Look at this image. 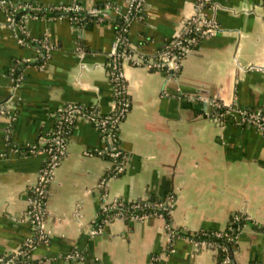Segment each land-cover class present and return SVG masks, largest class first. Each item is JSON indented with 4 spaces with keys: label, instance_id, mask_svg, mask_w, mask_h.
I'll return each mask as SVG.
<instances>
[{
    "label": "crops",
    "instance_id": "0c3cea01",
    "mask_svg": "<svg viewBox=\"0 0 264 264\" xmlns=\"http://www.w3.org/2000/svg\"><path fill=\"white\" fill-rule=\"evenodd\" d=\"M8 1L18 11L33 3L79 4L86 14L115 16L131 0ZM140 12L126 30L129 46L156 58L196 9L194 0H143ZM204 13L214 33L200 38L177 69L124 64L130 109L119 129L123 173L110 175L99 131L76 120L48 185L44 218L51 235L33 250L36 264H150L154 257L160 264H217L188 237L171 238L160 217L115 219L92 232L104 204L150 195L174 196L171 222L185 232L222 230L234 214L244 216L231 259L264 264V132L238 117L264 114V0H212ZM20 22L38 47L19 42L18 24L14 30L0 8V254L30 236L29 201L46 159L21 148L41 149L67 104L103 113L113 105L106 68L115 38L111 21L99 18L86 27L61 15ZM14 61L26 64L19 87L8 74ZM216 104L229 111L220 122L212 119ZM73 253L80 258L70 259Z\"/></svg>",
    "mask_w": 264,
    "mask_h": 264
},
{
    "label": "built area",
    "instance_id": "2783aa9c",
    "mask_svg": "<svg viewBox=\"0 0 264 264\" xmlns=\"http://www.w3.org/2000/svg\"><path fill=\"white\" fill-rule=\"evenodd\" d=\"M194 2L196 9L195 16L192 18V20H190L183 26L180 33L174 39L169 41V43L165 46V49L156 58H148L144 60L142 57L137 56L134 52L131 53L120 50L119 45L122 42L121 37L119 35H115L111 48L107 53V59L109 61L108 66L110 68L108 76L111 85L112 97H114L111 110L105 113H102L100 111L97 116H90L87 114L86 117H83L81 115L82 109L80 106H78L76 103L67 104L58 109L55 118V128L51 133H47V135H49V138H44L45 145L42 147V149L37 150L35 146L29 148L30 153H35L38 151L44 152L46 154L45 163L40 170L38 181L32 188L31 198L27 211L31 232L29 238L24 241L16 250L11 252L12 256H10L8 259L0 258V264H15L16 260H18L19 257H23V259L25 258V260L19 262L18 264H30L29 258L32 256L33 250L40 245L47 244V242L49 241L51 232L47 228L44 218L45 205L48 185L52 179L54 169L58 166L66 152L67 139L64 136V127L71 126L72 124L74 125V122L77 119L84 118L89 123H91L98 131L105 132V135L102 136V139L106 144L104 154L113 159V161L110 160L112 162V168L110 171L112 173V177L124 171V155L120 149H116L114 147V137L110 133L111 129L116 128L124 120L130 108L129 101L127 100L125 95V92L127 93V91L126 80L123 73V66L127 62H132L136 66H143L147 69L155 68L157 70H162L164 68L166 69V72L169 71V69H177L179 59L190 50V46L198 43L200 38L213 34L216 28L215 24L212 23L204 13L207 8L212 7V0H194ZM3 4H7V2L5 0H0V5ZM142 4L143 0H131L126 10L124 11L122 18L125 21H128V17L131 11H141ZM58 9L63 12H77L84 10L83 7L79 4L61 5L60 7H58ZM115 12L118 15L121 14V11L118 8ZM6 16L8 23L15 30V23L13 18L11 17V14H6ZM26 19H28V17H26ZM21 30L23 32V28ZM19 42H22L21 38H19ZM174 46H176L178 49H181V51H179V55H174L172 53L171 47ZM222 109L223 108L220 104H216V111H214V113L212 114V119L214 121L220 122L224 120L229 114L228 110L223 109L222 111ZM100 113L105 114V116H99ZM238 117L239 123L241 125L253 127L264 132V114H262L261 112H241L239 113ZM98 152H100L99 154H102L103 151L99 150ZM115 159H119V161L116 162ZM127 203L130 204L131 202ZM122 205L123 202L121 201V199H115L110 203H106L102 206V214L107 216L106 211L112 210L113 208H121ZM153 205L155 206V204ZM159 206L172 207V201L167 198L164 202L160 203ZM136 207L138 206H133L134 209ZM99 216H101V214H98V217ZM147 217L161 218V216L157 215H136L134 217L132 216L131 220L141 221ZM113 218L122 219L123 215L121 213H118L113 216ZM113 218L103 219L104 223L96 228L93 226L92 232L94 234L101 233L104 224L109 223V221H111ZM238 218V216H233L232 222L237 221ZM166 231L169 232V235L172 234L168 225H166ZM195 245L201 248H209L214 255L217 254L218 249L221 251H225L224 246L205 243H195ZM68 257L70 259L80 258L77 253H73ZM228 262L229 259L228 256H226L223 259L222 264H227ZM150 264H160L159 258L154 257L151 260Z\"/></svg>",
    "mask_w": 264,
    "mask_h": 264
},
{
    "label": "trees",
    "instance_id": "16d2710c",
    "mask_svg": "<svg viewBox=\"0 0 264 264\" xmlns=\"http://www.w3.org/2000/svg\"><path fill=\"white\" fill-rule=\"evenodd\" d=\"M7 2V4H3L0 5V8L5 12V14H11V17L14 20L15 24H18V31L20 32V38L22 39L23 43H28L31 45H35L38 47L39 43L38 42H34L32 40H30L23 32H22V27L20 24H22V22L19 23V20L22 19L23 17H28V18H54V17H58L61 15H65L66 17H68L73 23H78L80 25H84V26H90L92 25L97 19H101L106 21H111L114 27V33L115 35H119L121 37V44L119 45V49L120 50H124L125 52H133V50L130 48L129 43H128V39H127V33L125 30L128 29L131 21L133 18H138L141 16V12L140 11H131L129 17H128V21H125L122 16L124 12H121L120 15H87L85 10L82 11H77V12H63L61 10L58 9V5H53V6H46V5H40V4H31V5H27L24 6V8L22 10H16V7L13 6V4L8 1L5 0ZM194 46V45H192ZM190 46V47H192ZM41 48V47H40ZM42 50V54L45 50V48H41ZM165 49V46L157 53L156 56H159L160 53ZM171 51L174 55H179V51H181V49H178L176 46L171 47ZM139 57H141L140 55H137ZM144 60L148 59V57H142ZM108 59H106V68H107V72L109 73V66H108ZM132 65H134L132 62H128ZM24 63H19L14 61V63L12 64V66L9 69V77L12 81V85L14 87H19L22 79H23V74H22V70L23 68H25ZM136 66V65H135ZM143 67V66H142ZM149 70L155 71L157 69L155 68H150ZM160 71H164L166 72V69H162ZM178 71V70H177ZM176 71V72H177ZM109 78V76H108ZM18 85V86H16ZM127 91V90H126ZM126 98L129 101L128 98V94L125 92ZM114 99V97H113ZM130 104V101H129ZM78 106L81 107L82 109V116L86 117V115H90V116H97V114L100 112V110L96 107V106H85L82 104H77ZM130 109V108H129ZM224 109V108H223ZM222 109V111H223ZM103 113V112H102ZM100 113L99 116H105V114ZM76 122V121H75ZM74 122V124H75ZM122 123V122H121ZM121 123L116 127L110 130L111 135H113L114 140H113V145L116 149H119V129H120V125ZM91 124V123H90ZM65 125V124H64ZM73 125V124H72ZM66 126L63 128L64 130V136L68 137V134L71 130V128L73 126ZM92 125V124H91ZM93 126V125H92ZM94 127V126H93ZM55 128V124L53 126V128L48 132L51 133ZM95 128V127H94ZM100 135L103 136L105 135V132H101L99 131ZM45 138H49V135L46 134ZM37 150H40V148L36 147ZM42 149V148H41ZM22 152H24L26 155H28L29 152V147H23L21 148ZM20 150V151H21ZM106 155V154H104ZM109 160H112V158H109L108 156H106ZM116 162L119 161V159H115ZM114 165V163H113ZM114 168V166H113ZM111 173V172H110ZM121 173L113 176H119ZM112 176V173L110 174ZM167 198H169L172 201H174V196L173 195H166L164 197H159V196H154V195H150L149 197L145 198V199H141L138 200L136 202H131L130 204L127 203V201H123L121 199V201L123 202V205L121 208H113L112 210L106 211L107 212V216H105L104 214H102L103 212V207L100 208L98 214H101V216H99L98 218H96L93 222V226L99 227L100 225H102L104 223L103 219H111L113 218V216H115L118 213H121L123 215L122 220L125 221H130L131 217L136 216V215H144V216H148V215H157V216H161V218L164 219L166 225H168L170 231H171V238H174L175 236H182V237H188L190 240H192L194 243H205V244H213V245H219V246H224L225 247V251H221L218 249L217 254L214 255L216 263L217 264H222L223 259L228 256L229 262L227 264H235L232 259H231V251L233 250V245H235L236 239H237V234L239 232V230L243 227L244 224H246V220L244 219V216H241L240 214H234L233 216H238V220L235 222H232L233 220V216H231L225 226L224 229L222 230H216V229H207V230H198L195 232H185L184 230H181L180 228H176L172 225L171 222V211L170 208L171 207H164V206H159L160 203L164 202ZM155 204V206L153 205ZM134 205H137L138 207H136L135 209L133 208ZM115 218H113L111 221H113ZM109 221V222H111ZM105 225V224H104ZM168 231V230H167ZM169 234V232H168ZM10 256H12V253H7V254H0V258L3 259H8ZM25 258L23 259V257H19L18 260H16L15 264H18L21 261H24ZM29 262L30 264H36L37 262H35L33 260V257L31 256L29 258ZM71 264H75L74 262H72ZM253 264V263H251Z\"/></svg>",
    "mask_w": 264,
    "mask_h": 264
},
{
    "label": "water",
    "instance_id": "95a60500",
    "mask_svg": "<svg viewBox=\"0 0 264 264\" xmlns=\"http://www.w3.org/2000/svg\"><path fill=\"white\" fill-rule=\"evenodd\" d=\"M87 15H104V14H102V13L101 14H99V13H96V14L95 13H88Z\"/></svg>",
    "mask_w": 264,
    "mask_h": 264
},
{
    "label": "rangeland",
    "instance_id": "374dc122",
    "mask_svg": "<svg viewBox=\"0 0 264 264\" xmlns=\"http://www.w3.org/2000/svg\"><path fill=\"white\" fill-rule=\"evenodd\" d=\"M203 249H205V250H209L210 252H212L209 248H205V247H202Z\"/></svg>",
    "mask_w": 264,
    "mask_h": 264
}]
</instances>
